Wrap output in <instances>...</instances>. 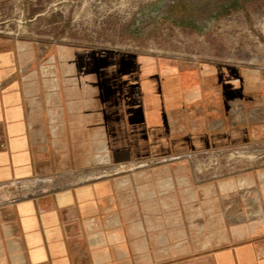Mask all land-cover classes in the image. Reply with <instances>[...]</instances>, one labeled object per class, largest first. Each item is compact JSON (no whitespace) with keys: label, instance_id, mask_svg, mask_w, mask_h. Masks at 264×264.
Wrapping results in <instances>:
<instances>
[{"label":"crops","instance_id":"0c3cea01","mask_svg":"<svg viewBox=\"0 0 264 264\" xmlns=\"http://www.w3.org/2000/svg\"><path fill=\"white\" fill-rule=\"evenodd\" d=\"M75 54L88 86L62 89L64 125L52 139L40 80L30 114L23 77L5 79L17 61L20 70L21 53L0 50V264H264V222L223 246L162 250L148 229L129 225L116 180L76 173L91 166L98 136L124 167L251 142L259 130L231 104H261L264 115V79L219 63L87 46ZM34 179L48 188L25 196L9 188Z\"/></svg>","mask_w":264,"mask_h":264},{"label":"rangeland","instance_id":"374dc122","mask_svg":"<svg viewBox=\"0 0 264 264\" xmlns=\"http://www.w3.org/2000/svg\"><path fill=\"white\" fill-rule=\"evenodd\" d=\"M0 39V50L21 53L20 70L17 61L5 79L23 77L30 114L39 98L32 83L40 80L52 139L64 125L62 89L88 86L76 69L75 49L83 46L232 65L249 80L264 79V0H9L0 3ZM243 103L237 98L231 111L259 130L251 142L124 167L98 136L91 166L76 173L116 180L129 225L148 229L159 249L244 239L264 222V115L261 104ZM48 186L34 179L9 188L25 196Z\"/></svg>","mask_w":264,"mask_h":264}]
</instances>
